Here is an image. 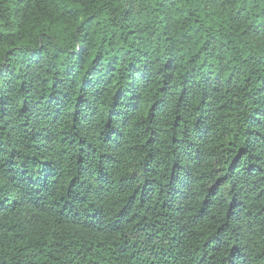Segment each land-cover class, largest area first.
Here are the masks:
<instances>
[{
	"label": "trees",
	"instance_id": "16d2710c",
	"mask_svg": "<svg viewBox=\"0 0 264 264\" xmlns=\"http://www.w3.org/2000/svg\"><path fill=\"white\" fill-rule=\"evenodd\" d=\"M0 264H264V0H0Z\"/></svg>",
	"mask_w": 264,
	"mask_h": 264
}]
</instances>
